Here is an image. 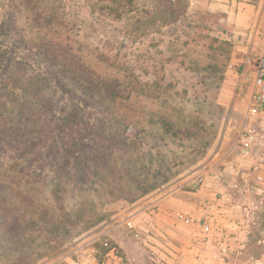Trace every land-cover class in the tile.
<instances>
[{
    "label": "rangeland",
    "instance_id": "rangeland-1",
    "mask_svg": "<svg viewBox=\"0 0 264 264\" xmlns=\"http://www.w3.org/2000/svg\"><path fill=\"white\" fill-rule=\"evenodd\" d=\"M257 3L38 0L42 30L0 0V264H264V170L231 153ZM83 74L119 97L84 93ZM13 101L35 112L16 138Z\"/></svg>",
    "mask_w": 264,
    "mask_h": 264
},
{
    "label": "built area",
    "instance_id": "built-area-1",
    "mask_svg": "<svg viewBox=\"0 0 264 264\" xmlns=\"http://www.w3.org/2000/svg\"><path fill=\"white\" fill-rule=\"evenodd\" d=\"M259 25L257 50L247 60L248 67L242 71L239 79L238 88L245 96V110L231 147V153L236 160L245 165L249 172L264 170V2L259 10ZM233 170L235 168L230 166V172ZM206 173L207 171L197 174L196 183L220 191L222 185L217 176L207 183ZM230 186L237 187V185ZM176 218L185 225L194 226L203 238H207L213 232L212 224L203 216L195 218L177 213ZM124 222L129 229H133L130 219Z\"/></svg>",
    "mask_w": 264,
    "mask_h": 264
},
{
    "label": "trees",
    "instance_id": "trees-1",
    "mask_svg": "<svg viewBox=\"0 0 264 264\" xmlns=\"http://www.w3.org/2000/svg\"><path fill=\"white\" fill-rule=\"evenodd\" d=\"M22 7L26 10L28 16L30 17L31 22L42 30L50 29L52 27V18L45 10L41 9V6H38V0H19ZM125 1L130 3L131 0H118ZM174 14V12H172ZM174 21L177 19V16H173ZM77 83L80 84V87L84 93H93L97 91L98 94L107 95L111 99H117L120 92L118 90V84L116 80L108 82L101 78H95L91 75L83 74L75 78ZM12 107H6L5 103L3 104V115L4 121L8 126L5 129L7 134H4V137L16 138L22 135L23 125L29 121H32L35 117V112L32 108H26V106L17 105V102H12Z\"/></svg>",
    "mask_w": 264,
    "mask_h": 264
},
{
    "label": "crops",
    "instance_id": "crops-1",
    "mask_svg": "<svg viewBox=\"0 0 264 264\" xmlns=\"http://www.w3.org/2000/svg\"><path fill=\"white\" fill-rule=\"evenodd\" d=\"M257 1H258V3H257V7L260 8L261 5H262V3L264 2V0H257Z\"/></svg>",
    "mask_w": 264,
    "mask_h": 264
}]
</instances>
